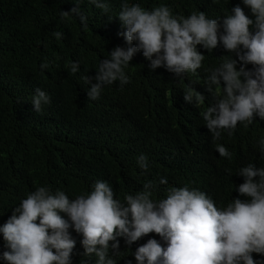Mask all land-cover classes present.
I'll return each mask as SVG.
<instances>
[{
    "label": "clouds",
    "instance_id": "9594fccd",
    "mask_svg": "<svg viewBox=\"0 0 264 264\" xmlns=\"http://www.w3.org/2000/svg\"><path fill=\"white\" fill-rule=\"evenodd\" d=\"M80 2L76 0L75 7L59 15L61 19L79 16L81 25L87 27ZM192 2L183 14L173 15L167 5L148 10L121 0L116 19L124 29L123 37L116 38L115 48L99 63L95 76L82 77L89 85L87 97L94 101L104 86L129 83L130 61H141L154 77L144 93L152 113H166L177 120L184 110L181 107L199 109L207 101L212 104L202 116L214 141L212 150L217 154L211 155L216 161L232 165L234 148L264 157V128L258 132L242 129L253 123L264 126V0ZM91 3L104 13L110 11L107 0ZM53 36L61 39L63 33L53 32ZM77 36L72 35V41L88 47L86 41L78 43ZM50 66L59 71L56 77L81 73L74 55H63ZM48 67V63L40 65L42 70ZM168 72L177 78L189 72L199 79L182 92L174 88L176 82L164 81ZM32 93V109L39 113L50 104V96L40 88ZM231 140L237 146L232 147ZM206 157L208 153L196 163L204 164ZM137 163L148 170L144 154ZM236 174L244 178L236 191L248 199H232L224 208H218L206 193L187 186L169 187L166 198L153 200L157 183L151 180L141 191L126 194L124 202L102 180L94 183L90 193L74 199L59 189L53 192L49 186H39L0 226L8 249L2 258L7 264H71L76 245L72 229L82 235L84 255H94L96 264H116L113 256L121 253L118 237L130 246L149 233L161 237L166 246L149 239L134 254L137 264H264L252 256L264 257V167L248 163ZM158 183L167 185L168 180L162 177Z\"/></svg>",
    "mask_w": 264,
    "mask_h": 264
},
{
    "label": "trees",
    "instance_id": "16d2710c",
    "mask_svg": "<svg viewBox=\"0 0 264 264\" xmlns=\"http://www.w3.org/2000/svg\"><path fill=\"white\" fill-rule=\"evenodd\" d=\"M75 2L0 0V226L12 215L13 208L39 186H49L53 192L59 189L74 199L90 193L94 183L102 180L113 188L115 198L124 202L126 194L141 191L151 180L157 183L153 200L166 198L172 186L198 189L218 208L226 207L235 198L248 199L236 191L244 182L236 174L237 169L248 163L264 167V157L234 148L232 165L226 167L214 159V141L202 116L212 103L204 101L199 109L183 106L177 120L166 113H152L144 93L153 85L154 77L149 76L148 65L135 59L130 61L133 71L129 83L121 85L116 81L104 86L97 100L88 99L89 85L82 77L95 76L99 63L109 58L116 40L123 37L120 33L124 29L116 19L121 0H107L108 13L96 8L91 0H81L79 9L87 17V27L81 25L79 16L61 19L59 15V11L75 7ZM128 2L148 10L167 5L173 15L183 14L184 9L195 4L192 0ZM111 16L115 18L109 22ZM53 32H62L63 37L57 39ZM74 34H78V43L86 41L88 47L76 45L71 39ZM66 54L79 61V76L56 77L59 71L50 64ZM43 63L49 67L42 70ZM173 76L169 73L164 81L176 82L174 88L178 86L182 92L199 79L189 72L181 78L172 79ZM35 88L50 96V104L39 113L32 109ZM262 128L253 123L242 129L258 132ZM230 145L237 146L234 140ZM204 153L208 157L198 165L196 161ZM140 154L147 157V171L137 163ZM162 177L167 178V185H159ZM60 215L67 219L64 213ZM69 231L76 241L71 264H96L94 255H84L82 235ZM149 239L166 246L155 233L130 246L118 237L121 253L113 256L110 251L109 255L116 264H137L134 254ZM7 250L0 233V264H7L2 258ZM252 256L264 261L258 254Z\"/></svg>",
    "mask_w": 264,
    "mask_h": 264
}]
</instances>
